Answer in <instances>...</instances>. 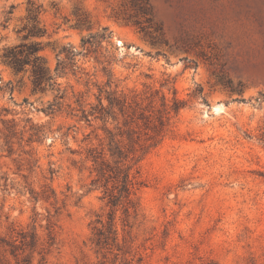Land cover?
Wrapping results in <instances>:
<instances>
[{"label": "rangeland", "instance_id": "1", "mask_svg": "<svg viewBox=\"0 0 264 264\" xmlns=\"http://www.w3.org/2000/svg\"><path fill=\"white\" fill-rule=\"evenodd\" d=\"M28 1L41 6L35 41L51 72L62 47L81 52L80 69L44 92L2 59L21 42ZM148 1L142 31L127 0H0V235L35 232L46 264H264V0ZM100 91L104 105L116 91L163 116L129 217L92 187L81 154L103 135L81 117ZM110 212L120 250L103 255L93 228Z\"/></svg>", "mask_w": 264, "mask_h": 264}, {"label": "trees", "instance_id": "2", "mask_svg": "<svg viewBox=\"0 0 264 264\" xmlns=\"http://www.w3.org/2000/svg\"><path fill=\"white\" fill-rule=\"evenodd\" d=\"M127 1L134 10L133 23L142 31L146 29L145 23L152 27L153 15L149 1ZM27 5V22L18 30V33L25 32L21 42L5 47L2 59L15 76L29 72L33 92H44L57 86L55 77L68 73L75 74L80 69L76 56L81 52H75L69 46L62 47L56 54L57 62L51 72L40 55L41 43L35 41L45 34L39 21L41 6H37L32 1H28ZM12 9L11 6L8 15L12 14ZM75 14L79 17L77 13ZM8 21L9 18L4 20L3 27H6ZM78 22L80 25L86 24L81 17L78 18ZM158 30L155 28V32ZM95 37L104 39L103 34L90 35L81 40L82 46L91 44ZM60 55H63V58H60ZM104 93L107 105L103 104L102 91H100L98 105L88 112H82L81 117L85 121H89V117L100 121L103 135H94L97 144L92 143L90 135L86 137L84 141L87 142V147L81 154L86 161L92 163L95 172L92 187L102 189V199L106 200L107 206L112 208L120 206L125 217H129L131 211H135L133 195L140 187L137 165L149 148L157 144L158 126L162 125L163 116L159 110L155 114L154 109H130L131 105L127 99L118 95L116 91ZM173 110L177 113L178 107ZM30 131L31 137L41 134L40 127L33 124ZM8 152L10 153L11 150ZM96 223L98 226L93 228L92 243L98 251L103 255L111 253L113 248L119 251L114 212L108 213L105 221L98 218ZM48 237L51 245L53 237L50 232ZM46 249L35 232L19 231L13 239L0 235V264H33L35 253L40 256L38 264H46ZM117 257L118 253L115 254V260Z\"/></svg>", "mask_w": 264, "mask_h": 264}]
</instances>
